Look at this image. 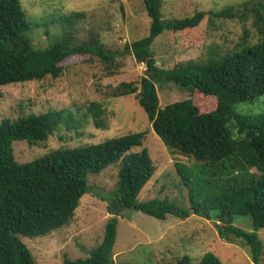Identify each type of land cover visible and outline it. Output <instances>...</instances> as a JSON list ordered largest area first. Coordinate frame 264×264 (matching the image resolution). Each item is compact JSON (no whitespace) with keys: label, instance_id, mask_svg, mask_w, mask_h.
I'll return each mask as SVG.
<instances>
[{"label":"trees","instance_id":"obj_1","mask_svg":"<svg viewBox=\"0 0 264 264\" xmlns=\"http://www.w3.org/2000/svg\"><path fill=\"white\" fill-rule=\"evenodd\" d=\"M261 3L245 4L243 10L228 6L220 11L196 12L184 19L163 20L162 0H144L151 19L149 35L126 44L123 52H114L107 50L96 35L81 45L66 35L46 51L38 50L27 36L31 22L21 0H0V89L46 78L58 79L63 72L60 64L75 55L91 56L104 63L131 55L145 64L146 75L139 82H121L112 95H135L153 132L168 151L196 163L193 170L175 164L189 192V209H176L158 198L142 202L139 196L157 171L149 151L142 148L146 133L80 148L58 149L31 163L19 164L14 156V142L42 144L66 116L64 111L48 112L25 114L15 122L2 121L0 264H36L22 238L43 237L68 226L81 199L93 190L90 179L111 167H118V182L109 196V213L114 217L106 224L103 241L87 258L66 259L64 264H115L113 249L118 217L124 210H135L163 221L169 215L186 219L193 212L213 222L225 241L249 247L253 264H261L263 242L255 232L236 227L235 219L249 218L256 231L264 229V113L241 115L234 105L253 103L264 97V39L239 46L235 52L207 64L187 62L171 69L158 66L152 51L154 41L161 35L196 29L207 17L209 21L236 17L245 20L252 11L262 17ZM82 16L74 14L67 20L73 23V18ZM157 83L176 84L204 96H214L217 108L202 114L192 100L161 107ZM101 106L94 102L88 108ZM99 115L95 123L102 126L97 121ZM176 264H192V258L186 255ZM200 264L222 262L215 254L208 253Z\"/></svg>","mask_w":264,"mask_h":264},{"label":"rangeland","instance_id":"obj_2","mask_svg":"<svg viewBox=\"0 0 264 264\" xmlns=\"http://www.w3.org/2000/svg\"><path fill=\"white\" fill-rule=\"evenodd\" d=\"M260 1L262 17H258L255 11L250 12L245 20L236 17L209 21L207 17L196 29L161 35L152 46L158 66L171 69L187 62L207 64L212 59L235 52L239 46L252 45L264 39V0H162L163 20L184 19L196 12L220 11L228 6L243 10V5H255ZM21 2L31 22L27 36L41 51H46L66 35L76 45L84 44L96 35L107 50L123 52L126 44L142 40L150 32L151 19L144 0ZM74 14L83 16L73 18V23H70L67 19ZM60 67L63 72L58 79L46 78L41 82L14 84L0 89V123L5 120L15 122L25 114L64 111L66 116L56 132L42 144L14 142L16 161L28 164L58 149L80 148L130 134L146 133L142 148L149 151L157 171L139 200L148 202L158 198L176 209H189V192L175 164L180 163L193 170L196 163L168 151L162 139L153 132L135 95H112L121 82H139L146 75L145 64L137 62L131 55L118 57L112 63L75 55L63 61ZM157 88L161 107L192 100L202 114H207L218 105L216 97L204 96L191 88L171 83H157ZM94 102L102 106L88 108ZM234 108L245 116L264 113V97L253 103H237ZM98 114L100 118L97 121L102 126L95 123ZM118 172V167H111L90 179L93 190L81 199L68 226L43 237L22 238L36 264H64L66 259H85L99 246L107 222L114 217L109 213V196L117 188ZM118 220L113 249L115 264H176L186 255L192 258V264H200L208 253L218 256L222 264H253L249 247L225 241L213 222L193 212L186 219L169 215L163 221L135 210H124ZM235 226L255 232L264 245V229L256 231L249 218L236 217ZM261 264H264V254Z\"/></svg>","mask_w":264,"mask_h":264}]
</instances>
